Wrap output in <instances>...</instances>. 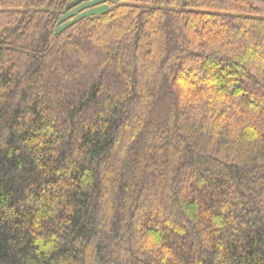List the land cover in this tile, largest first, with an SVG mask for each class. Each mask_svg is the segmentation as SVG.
I'll return each mask as SVG.
<instances>
[{"label": "trees", "instance_id": "1", "mask_svg": "<svg viewBox=\"0 0 264 264\" xmlns=\"http://www.w3.org/2000/svg\"><path fill=\"white\" fill-rule=\"evenodd\" d=\"M0 0V264H264V0Z\"/></svg>", "mask_w": 264, "mask_h": 264}, {"label": "water", "instance_id": "2", "mask_svg": "<svg viewBox=\"0 0 264 264\" xmlns=\"http://www.w3.org/2000/svg\"><path fill=\"white\" fill-rule=\"evenodd\" d=\"M119 0H71L67 3L63 13L58 19L55 34L92 15L104 14L109 10L108 2L116 3Z\"/></svg>", "mask_w": 264, "mask_h": 264}]
</instances>
